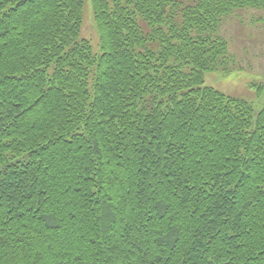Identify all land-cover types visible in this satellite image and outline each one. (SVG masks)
<instances>
[{
  "label": "trees",
  "instance_id": "trees-1",
  "mask_svg": "<svg viewBox=\"0 0 264 264\" xmlns=\"http://www.w3.org/2000/svg\"><path fill=\"white\" fill-rule=\"evenodd\" d=\"M86 1L0 0V264H264V86H205L264 0Z\"/></svg>",
  "mask_w": 264,
  "mask_h": 264
},
{
  "label": "rangeland",
  "instance_id": "rangeland-1",
  "mask_svg": "<svg viewBox=\"0 0 264 264\" xmlns=\"http://www.w3.org/2000/svg\"><path fill=\"white\" fill-rule=\"evenodd\" d=\"M221 36L229 43L235 71L226 76L207 73L205 86L246 99L254 104L258 112L262 108V102L258 87L255 86H264V9H247L234 13L225 20ZM82 38L91 42L97 56L102 54L92 0H87L84 7Z\"/></svg>",
  "mask_w": 264,
  "mask_h": 264
},
{
  "label": "bare ground",
  "instance_id": "bare-ground-1",
  "mask_svg": "<svg viewBox=\"0 0 264 264\" xmlns=\"http://www.w3.org/2000/svg\"><path fill=\"white\" fill-rule=\"evenodd\" d=\"M85 5H86V3H85Z\"/></svg>",
  "mask_w": 264,
  "mask_h": 264
}]
</instances>
